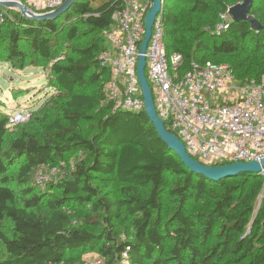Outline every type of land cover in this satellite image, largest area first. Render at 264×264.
<instances>
[{"label": "trees", "instance_id": "obj_1", "mask_svg": "<svg viewBox=\"0 0 264 264\" xmlns=\"http://www.w3.org/2000/svg\"><path fill=\"white\" fill-rule=\"evenodd\" d=\"M94 1L75 0L45 20L0 7L10 61L27 65L28 44L52 62L57 89L47 108L14 128V113L0 103V224H12L10 236L0 230V264H81L92 251L103 264H264L262 176L192 173L144 107L114 109L99 56L122 0ZM241 1L165 0L168 55L182 54L184 70L212 61L230 65L241 82L261 81L264 0L251 11L263 29L231 20L217 31L221 15ZM78 22L90 36L83 44ZM63 35L75 44L59 42ZM42 167L56 168L44 186L36 182Z\"/></svg>", "mask_w": 264, "mask_h": 264}, {"label": "built area", "instance_id": "obj_2", "mask_svg": "<svg viewBox=\"0 0 264 264\" xmlns=\"http://www.w3.org/2000/svg\"><path fill=\"white\" fill-rule=\"evenodd\" d=\"M16 1L35 13L54 11L65 2ZM153 2L122 0V6L113 14V26L104 33L106 47L99 58L110 70L105 91L114 109L138 111L144 107L137 69L146 35V15ZM229 9L221 15L219 32L232 20ZM162 14L157 16L145 53V74L158 116L180 138L187 152L204 164L261 162L264 159V77L261 81L241 82L230 65L212 61H193L184 70L183 55L167 53ZM55 172L56 168L42 167L37 171V184L44 186ZM259 174L264 180V166ZM81 264H103V261L86 260Z\"/></svg>", "mask_w": 264, "mask_h": 264}, {"label": "water", "instance_id": "obj_3", "mask_svg": "<svg viewBox=\"0 0 264 264\" xmlns=\"http://www.w3.org/2000/svg\"><path fill=\"white\" fill-rule=\"evenodd\" d=\"M75 0H65L64 4L54 11L46 13H35L31 11L24 3L16 0H0V7L18 9L21 14L27 18L34 20L56 19L66 12ZM165 0H154L152 7L146 15V35L142 42L140 49V56L138 61V75L142 88V96L144 101V111L148 115L150 121L154 124L156 131L165 145L173 152H175L183 164L197 175H203L207 178L219 180L224 177L235 176L243 173L259 174L262 166H264V159L250 162H234L226 165H208L200 162L192 157L180 140V138L167 129L164 121L158 116L151 86L145 74L147 47L152 36V30L157 19V16L163 12ZM255 0H243L229 9V15L234 22L246 21L251 24L255 30L263 29L260 21L251 14Z\"/></svg>", "mask_w": 264, "mask_h": 264}, {"label": "rangeland", "instance_id": "obj_4", "mask_svg": "<svg viewBox=\"0 0 264 264\" xmlns=\"http://www.w3.org/2000/svg\"><path fill=\"white\" fill-rule=\"evenodd\" d=\"M93 3L96 4L98 1L93 0ZM75 25H77L81 32L80 43L87 42L90 37L88 35V29L80 24V22ZM2 29L6 31V28L3 27ZM59 42L75 44V40H68L64 35L60 36ZM22 49L30 52V57L27 58V65H19V63L15 64L11 62L6 53L5 46L0 43V103L5 105L8 111L14 113L11 119L15 122L11 124V128H14L16 123L28 121L32 112H36L45 107L47 108L57 95V89L52 85L50 71L47 68L52 62L46 61L33 53L28 44L23 43ZM64 53L65 50L63 49L56 55L63 56ZM34 62L36 64H33ZM20 113H23V115ZM11 227L10 220H4L0 224V230L8 236L11 235ZM88 254L86 253L83 256L84 261L98 262L101 259L94 251ZM4 256L5 246L0 241V259Z\"/></svg>", "mask_w": 264, "mask_h": 264}, {"label": "crops", "instance_id": "obj_5", "mask_svg": "<svg viewBox=\"0 0 264 264\" xmlns=\"http://www.w3.org/2000/svg\"><path fill=\"white\" fill-rule=\"evenodd\" d=\"M88 254V253H87ZM89 255V254H88Z\"/></svg>", "mask_w": 264, "mask_h": 264}]
</instances>
